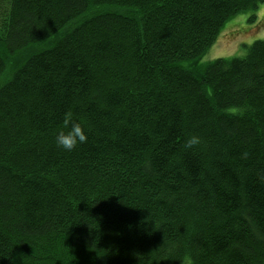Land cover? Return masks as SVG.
<instances>
[{
	"label": "trees",
	"instance_id": "trees-1",
	"mask_svg": "<svg viewBox=\"0 0 264 264\" xmlns=\"http://www.w3.org/2000/svg\"><path fill=\"white\" fill-rule=\"evenodd\" d=\"M262 4L0 0V264H264V41L200 64Z\"/></svg>",
	"mask_w": 264,
	"mask_h": 264
},
{
	"label": "rangeland",
	"instance_id": "rangeland-1",
	"mask_svg": "<svg viewBox=\"0 0 264 264\" xmlns=\"http://www.w3.org/2000/svg\"><path fill=\"white\" fill-rule=\"evenodd\" d=\"M256 13L238 14L229 21L216 44L207 52L200 64L206 65L216 59L245 57L248 50L256 42L264 41V4ZM257 18L251 22L252 16Z\"/></svg>",
	"mask_w": 264,
	"mask_h": 264
},
{
	"label": "clouds",
	"instance_id": "clouds-1",
	"mask_svg": "<svg viewBox=\"0 0 264 264\" xmlns=\"http://www.w3.org/2000/svg\"><path fill=\"white\" fill-rule=\"evenodd\" d=\"M66 129V130H65ZM88 134L86 128L78 121L74 120L71 111L65 114L64 128L55 134V144L63 151H72L79 145L86 143ZM203 139L198 134L186 137L183 147L185 150H194L199 147Z\"/></svg>",
	"mask_w": 264,
	"mask_h": 264
}]
</instances>
